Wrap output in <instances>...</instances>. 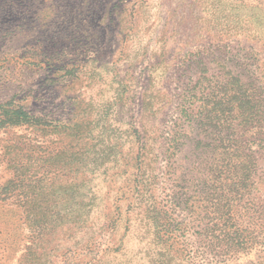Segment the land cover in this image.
<instances>
[{"label":"rangeland","instance_id":"obj_1","mask_svg":"<svg viewBox=\"0 0 264 264\" xmlns=\"http://www.w3.org/2000/svg\"><path fill=\"white\" fill-rule=\"evenodd\" d=\"M0 264H264V0H0Z\"/></svg>","mask_w":264,"mask_h":264},{"label":"trees","instance_id":"obj_2","mask_svg":"<svg viewBox=\"0 0 264 264\" xmlns=\"http://www.w3.org/2000/svg\"><path fill=\"white\" fill-rule=\"evenodd\" d=\"M239 103L235 105L238 109L242 106H245V109L249 110L253 104H251V99L249 98H238ZM244 102V103H243ZM6 119L4 121L9 125H19L24 123H35L37 122L32 116L28 115L23 109L20 107L17 109H13L10 112L6 111L5 113Z\"/></svg>","mask_w":264,"mask_h":264}]
</instances>
